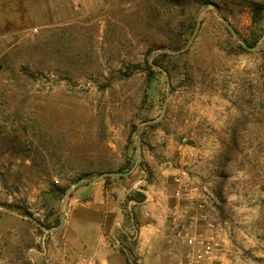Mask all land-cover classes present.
I'll list each match as a JSON object with an SVG mask.
<instances>
[{"label":"rangeland","instance_id":"rangeland-1","mask_svg":"<svg viewBox=\"0 0 264 264\" xmlns=\"http://www.w3.org/2000/svg\"><path fill=\"white\" fill-rule=\"evenodd\" d=\"M135 170L161 218L176 177L205 205L222 264H264V0H0V264Z\"/></svg>","mask_w":264,"mask_h":264},{"label":"crops","instance_id":"crops-1","mask_svg":"<svg viewBox=\"0 0 264 264\" xmlns=\"http://www.w3.org/2000/svg\"><path fill=\"white\" fill-rule=\"evenodd\" d=\"M136 171L128 176H120V179L116 178L119 180L112 182L110 177L84 180L74 190L71 199L73 206L61 215L60 224L48 235L51 241L46 240L43 246L42 237H37L33 230L30 231L29 241L33 245L30 253L35 264H131L124 246L118 252L119 249L115 250L117 246L113 242L110 243L109 238L117 227L128 236V241L125 239L126 242H122V245L129 249L134 246L142 264H175L185 247L175 241L169 242V224L166 216L161 218L153 209L152 193L149 190H138V184L144 182V178H138ZM135 192L143 194L144 200H128V196ZM125 204L133 210H138L139 213H135L136 220H144L142 214L145 209L150 210L155 219L150 229L139 228L134 239L135 245L130 241L132 238H129L132 230L130 219L125 220L124 210L121 209ZM129 211L131 212V208ZM16 217L17 222L22 223L20 216ZM152 241H163V244L157 248ZM43 247L47 248L46 256L41 254ZM232 262L230 256H224V264H234Z\"/></svg>","mask_w":264,"mask_h":264},{"label":"built area","instance_id":"built-area-1","mask_svg":"<svg viewBox=\"0 0 264 264\" xmlns=\"http://www.w3.org/2000/svg\"><path fill=\"white\" fill-rule=\"evenodd\" d=\"M175 191L173 198L174 208L168 215V231L170 233L169 242L175 241L185 247L183 254L175 264H222L218 256V245L213 237L215 224L206 212L203 203L194 204L193 198L189 195L186 185L176 177L174 178ZM138 190L142 188L138 187ZM180 202L186 203L184 209L180 210ZM146 219L143 228L149 229L148 212H143ZM138 229L132 227L134 237H137ZM47 232L43 233L41 241L45 245ZM32 250H30L31 252ZM41 254L47 255V248L41 249ZM29 264H35L31 254H28Z\"/></svg>","mask_w":264,"mask_h":264},{"label":"trees","instance_id":"trees-1","mask_svg":"<svg viewBox=\"0 0 264 264\" xmlns=\"http://www.w3.org/2000/svg\"><path fill=\"white\" fill-rule=\"evenodd\" d=\"M128 200H132L135 202H141L144 200V195L140 192H135L134 194L128 196Z\"/></svg>","mask_w":264,"mask_h":264},{"label":"water","instance_id":"water-1","mask_svg":"<svg viewBox=\"0 0 264 264\" xmlns=\"http://www.w3.org/2000/svg\"><path fill=\"white\" fill-rule=\"evenodd\" d=\"M213 5L212 4H208L207 8H210L212 7ZM247 48V47H246ZM136 166V165H135Z\"/></svg>","mask_w":264,"mask_h":264}]
</instances>
